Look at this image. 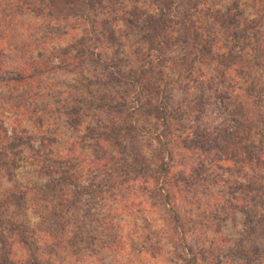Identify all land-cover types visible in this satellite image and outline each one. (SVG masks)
Segmentation results:
<instances>
[{"label":"rangeland","instance_id":"1","mask_svg":"<svg viewBox=\"0 0 264 264\" xmlns=\"http://www.w3.org/2000/svg\"><path fill=\"white\" fill-rule=\"evenodd\" d=\"M13 13L0 0V78L28 68L27 62L57 65L62 53L76 58L26 92L0 83V152L13 161L0 166L7 213L26 219L39 237L52 227L41 206L45 185L65 171L64 201L70 207L73 193L80 198L69 215L78 231L94 237L92 246L82 247L97 253L78 264H186L187 257L196 264H264V58L255 68L258 106L254 90L234 80L233 69L215 54L190 66L206 50L241 59L264 49V0H100L91 13L96 30L85 32L88 48L75 42L85 29L82 19L60 23ZM102 21L115 36L109 43ZM158 23L166 25L167 37L152 49L146 35ZM200 41L210 42L208 48L200 49ZM127 76L138 81L135 92L124 86ZM83 87L107 94L106 100L82 102ZM132 124L151 129L137 135ZM208 135L225 144L208 152ZM100 137L107 140L97 150ZM103 153L117 163L109 173L94 164ZM259 155L258 165L252 161ZM60 162L68 164L58 170ZM162 163L180 181L171 186L184 241L149 180ZM1 240V256L8 248L20 255L17 243Z\"/></svg>","mask_w":264,"mask_h":264},{"label":"trees","instance_id":"2","mask_svg":"<svg viewBox=\"0 0 264 264\" xmlns=\"http://www.w3.org/2000/svg\"><path fill=\"white\" fill-rule=\"evenodd\" d=\"M7 4L10 8H12L14 13L19 14L20 16H26L31 17L33 19H43L48 20L51 22H60L65 21L67 22L70 17H75L77 20L82 19L83 25L85 29L83 28V31H80L81 38H78L75 42L80 48H88L90 45H87V42H89L90 37L85 33H92V31L96 30V23L97 19L96 17L92 19L91 13H96L98 7L100 6V0H6ZM11 4L13 7H11ZM102 6V5H101ZM13 13V14H14ZM92 22L90 23L89 22ZM94 20V23H93ZM60 23H57L58 25ZM95 24V25H94ZM100 24V27L104 28V34L103 37L106 39L109 43V40H112L115 38L113 36V33L109 32V27L106 24V21H102ZM79 27V26H78ZM77 28V27H76ZM95 28V29H94ZM81 29V28H80ZM85 30V31H84ZM153 33L149 34L147 33L146 37L148 40V43H150V47L152 49L156 48V42L161 41L164 36H166V25L164 23H158L153 26ZM93 31V33H94ZM86 34V35H85ZM204 39H202L203 41ZM200 41V42H202ZM210 42H205L200 45V49L202 48H208ZM93 45V43H91ZM91 45V46H92ZM52 51L55 49H51ZM205 52V51H204ZM33 53V52H32ZM81 54H88L90 55L89 58H92V56L95 58L96 55H92V51L88 50V53H86L84 50L81 49L79 52ZM215 54L216 57L221 61L223 65L228 66V69H233V73L238 76L234 77L236 79L234 80H240L242 84H249L250 88L254 90V96L256 106L260 105L259 102V94L254 89L253 85L256 84V75H255V68L258 65V63L261 62V60L264 58V49H257V51L249 58L241 57V59L237 56L232 55L231 53L227 51H223L219 53L218 51L211 52V50H206L203 57H199L197 60V65H194L191 63L190 66H193L194 68L199 67V63L203 62L205 63L208 59L209 55ZM59 54V53H58ZM57 54V55H58ZM56 55V56H57ZM191 56V55H190ZM88 57H83L86 61L89 59ZM188 56H184L183 60L186 61ZM58 64L57 65H50V63H39L31 61L30 63H25V66H29L28 68H22V69H15L12 71H4L3 76L6 78H0V83H4L6 81L7 83H11V85H5L6 89L16 93L17 91H25L29 88L31 85H37L41 78L47 74L52 73L56 70L65 69L68 66L67 65H74V59L75 56H70L67 53L59 54L58 57ZM191 58V57H190ZM62 60V62H60ZM68 61H70L68 63ZM221 64L217 66L219 68ZM186 73L189 74V71H186ZM227 72L223 71L220 73L221 77H225ZM11 76V77H10ZM219 76V77H220ZM129 78V79H128ZM133 76H127L125 79H123L124 86L130 88L133 92L137 89L138 81L134 79ZM82 87V86H81ZM83 95H85V99H82V102H85L88 105H94L97 103H101V101H105L107 98V94L100 95L96 92H92L89 90H86L85 87L79 89ZM89 95V96H88ZM16 97V95H14ZM91 101V102H90ZM14 105H10L11 109H15L17 107H13ZM244 122H247L245 119ZM151 126L149 124H145V127H140L139 125L132 124L130 125L129 129L131 128L137 135H141L142 133H145V130H150ZM0 128L1 125H0ZM147 128V129H145ZM112 130L116 133V128L113 127ZM149 132V131H147ZM4 130L0 129V134H3ZM213 136V135H212ZM212 136L208 135L210 139L208 141H205L204 146L206 148H209L208 152L215 151L219 146H222L224 141L219 139L216 135L214 138ZM5 139L11 140L12 138H8L6 136ZM107 140L103 139V137H100L96 140L95 146L97 150H101L103 146V141ZM106 142V141H105ZM109 142V141H107ZM110 145V143H108ZM211 146V147H210ZM125 148V147H124ZM224 150V148H223ZM227 150V147L225 148V152ZM57 156V154L51 155V154H44L45 156ZM106 153H103L100 157H97L95 155L96 159L94 164H98L100 167V171H104V173H109L114 170V166L117 163L111 164L113 161L112 156L108 157L106 156ZM261 155L256 157L255 161L253 160L255 164L259 165V161L261 160ZM0 166L5 165V168L11 167L13 164V161L8 158H4L1 156L0 152ZM99 159V160H98ZM107 160L101 161V160ZM56 160V159H52ZM223 161V155L221 154L218 157V162ZM249 161V160H247ZM110 162V163H109ZM251 162V161H249ZM66 165L68 163H57L59 165L58 170H61L60 165ZM112 165V166H111ZM253 165V163H251ZM111 166V167H110ZM57 173V172H56ZM55 173V174H56ZM69 174L67 172L60 173L58 179H53L50 176V180L45 185L44 191L42 193V198H44L41 206L43 207L44 212L49 210V216L47 218L49 219V223L52 224V227H44L46 231H44L43 234H40L39 237L35 236L33 232L29 230V227L27 226L26 219H23V222H18L16 219L13 218L12 213H7V206L4 205L3 201L4 199H0V237L2 240L5 239H11L14 243H17L21 248L20 255L18 257L11 256V248H8L7 254L3 253V256L0 255V264H61L60 262H64L63 264H78L83 259L85 262L88 260V256L92 254L90 257L93 258L95 256L96 251L95 250H89L93 253H87L86 249L87 247H82V244L84 242H88L90 245L92 244L94 237L83 235L82 231H78V227L74 225V223H78V221L70 216L71 213V206L76 205L80 198L79 194L73 193L72 194V202L70 201L69 204L71 206H68V203L64 201V194L63 189H60L64 186V183L68 181V178L66 175ZM167 172L166 168L162 165H160L159 170L157 173H155L154 177H149V180H152L154 184V187H157V191L159 192V197L162 200V204L164 205L166 211L169 214V217L171 219V222L173 223L174 229L176 233L178 232L181 236V239L179 241H184L182 234V218L179 215V211L177 208L178 202L176 200L177 193H174L173 189L176 188V186H171L173 183H180L176 177L170 175ZM73 178V181L69 179V182L72 184V182H76L75 176L71 175ZM241 188H245L244 190H247L248 188L239 185ZM249 191V189H248ZM45 194V197H44ZM79 198V199H78ZM6 203V201H5ZM67 203V204H66ZM20 204V203H19ZM40 221L42 225L45 223V218H40ZM74 225V229L72 231H69V227L71 225ZM1 240V241H2ZM5 241V240H4ZM42 243V244H41ZM3 244V243H2ZM81 244V245H80ZM92 246V245H91ZM92 248V247H89ZM64 254V255H63ZM68 254L69 259H67L65 256ZM89 254V255H87ZM74 259V262L72 259ZM196 260L192 258H186L185 262L186 264H196ZM59 262V263H57Z\"/></svg>","mask_w":264,"mask_h":264}]
</instances>
